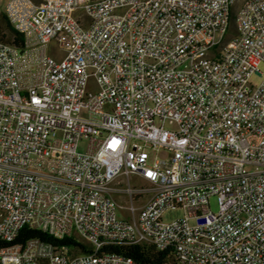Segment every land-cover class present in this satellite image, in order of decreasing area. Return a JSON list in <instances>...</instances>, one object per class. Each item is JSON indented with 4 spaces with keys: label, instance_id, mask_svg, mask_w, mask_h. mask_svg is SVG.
<instances>
[{
    "label": "built area",
    "instance_id": "obj_1",
    "mask_svg": "<svg viewBox=\"0 0 264 264\" xmlns=\"http://www.w3.org/2000/svg\"><path fill=\"white\" fill-rule=\"evenodd\" d=\"M232 3L4 0L0 264H264V0Z\"/></svg>",
    "mask_w": 264,
    "mask_h": 264
},
{
    "label": "trees",
    "instance_id": "obj_2",
    "mask_svg": "<svg viewBox=\"0 0 264 264\" xmlns=\"http://www.w3.org/2000/svg\"><path fill=\"white\" fill-rule=\"evenodd\" d=\"M1 19L3 22V27L7 30L8 35L10 36L7 38L3 32L0 31V40L6 42H13L15 45H20L22 40L21 37L11 28L10 24L6 20L4 14H1ZM29 238H38L42 241L49 242V243H57V244H69L70 242L63 240L58 241L53 239L52 237L48 236L45 233H42L38 230H32L27 227L22 228L17 238L15 239L14 243H21L26 239ZM3 243L0 242V247H2ZM117 251V249H116ZM125 255L128 257L133 258L136 261H139L142 264H168L174 262L172 256L168 252H155L152 250L145 251L137 246L127 247L124 250Z\"/></svg>",
    "mask_w": 264,
    "mask_h": 264
},
{
    "label": "rangeland",
    "instance_id": "obj_3",
    "mask_svg": "<svg viewBox=\"0 0 264 264\" xmlns=\"http://www.w3.org/2000/svg\"><path fill=\"white\" fill-rule=\"evenodd\" d=\"M236 6L234 7V9L236 8ZM3 10H4V0H0V31L3 32L4 35L7 36V38H9L10 36L8 35L7 30L3 27V22L1 19V14L3 13ZM232 28H233V22L230 23V31H229L230 34H232ZM46 54L55 60H61L64 56V51L62 50V48L59 46L57 42L51 41L46 46ZM257 69L260 72V74L253 73L249 80V82L253 85H258L262 81V78L264 75V63H260ZM86 146H87V142L82 141L78 144V150L85 151ZM118 201L120 202V204L123 205L126 202V197L123 196L122 199ZM209 206L212 212L217 211V203H216L215 197L210 198ZM182 214H183L182 211L178 209L168 210L162 214V220L164 222H171V221L180 219ZM168 264H174V262L168 263Z\"/></svg>",
    "mask_w": 264,
    "mask_h": 264
},
{
    "label": "bare ground",
    "instance_id": "obj_4",
    "mask_svg": "<svg viewBox=\"0 0 264 264\" xmlns=\"http://www.w3.org/2000/svg\"><path fill=\"white\" fill-rule=\"evenodd\" d=\"M247 1H249V0H237V3H232V10H239V3H245ZM235 6H236V8L234 9Z\"/></svg>",
    "mask_w": 264,
    "mask_h": 264
}]
</instances>
